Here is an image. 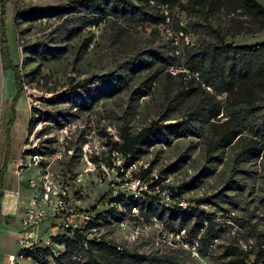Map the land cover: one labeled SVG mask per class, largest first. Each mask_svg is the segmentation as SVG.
<instances>
[{
    "label": "rangeland",
    "instance_id": "rangeland-1",
    "mask_svg": "<svg viewBox=\"0 0 264 264\" xmlns=\"http://www.w3.org/2000/svg\"><path fill=\"white\" fill-rule=\"evenodd\" d=\"M71 1L7 0L9 51L25 84L20 94L15 70L6 69L3 61L0 0V168L10 161L8 169L11 164V170H18L21 161L38 155L39 165L24 168L20 178L59 181L81 208L93 206L110 190L130 197L126 185L138 179L143 196L158 200L160 189L177 192L201 219L207 217L201 235L212 220L223 235L215 241L213 256L226 239L244 237L247 223L264 231V153L257 161L237 164L242 147L234 143L210 156L214 131H221L226 119L221 114L213 125L197 120L202 109L223 105L226 94L201 85L200 74L186 65L187 51L213 41L192 1L164 9L166 23L156 20L147 26L109 16L95 22L80 11L66 17L50 12ZM216 2L211 23L229 43H264V31L246 32L253 19L240 0ZM180 27L184 32H177ZM153 126L158 129L132 159L115 158L113 146L122 142L123 133L136 135ZM154 212L169 221L161 207ZM186 219L185 241L184 236L160 239L155 222L134 244L125 242L130 229L116 227L113 233L123 246L143 254L169 255L187 264H223L195 253L189 229L199 220ZM182 220L179 216L169 228L179 231ZM11 244L12 249H4ZM19 249L12 239L3 241L0 264Z\"/></svg>",
    "mask_w": 264,
    "mask_h": 264
},
{
    "label": "trees",
    "instance_id": "trees-1",
    "mask_svg": "<svg viewBox=\"0 0 264 264\" xmlns=\"http://www.w3.org/2000/svg\"><path fill=\"white\" fill-rule=\"evenodd\" d=\"M182 0H72L66 5L53 8L50 12L66 17L78 11L85 12L94 20L111 17L136 25H151L166 23L164 9H173ZM196 13L206 21L213 41L202 46H193L186 53V65L192 73H199L201 85L213 89L217 93L226 94L223 105L217 109H202L198 121L210 123L223 114L226 120L221 124V131L215 132V139L208 146L211 155L219 149L230 145L240 144L242 151L237 155L236 162L240 164L247 160H259L264 153V43L258 45L236 46L228 42L226 35L220 28L212 25L211 19L217 7L216 0H191ZM6 2L1 0V36L3 45V61L5 68L15 70V81L20 94L24 93V81L19 67L13 65L7 40L6 28ZM241 8L248 13L252 21V29H247L249 34L264 31V4L259 0H240ZM157 13L154 14L153 12ZM157 15V16H156ZM178 33L184 32L180 27ZM173 64V62H171ZM170 64V65H171ZM198 114V113H197ZM158 128L153 126L139 134L125 132L122 142L115 143L113 150L125 155H136L139 147ZM237 139V140H236ZM237 141V142H236ZM235 143V144H234ZM5 171V168L3 172ZM3 192V188L0 187ZM1 211V208H0ZM198 210L190 214L180 212L171 213L169 225L173 224L179 216L183 217L180 229L188 228L186 218L195 217L199 222L194 223L189 229L190 237L200 243L199 254L202 257L216 260L223 264H264V231L256 223L244 225L246 234L242 238L225 240L219 245L218 256H213L217 241L222 234L216 229L212 220L204 229L202 224L207 217L201 219ZM209 219V218H208ZM245 222V220H244ZM89 264H187L185 261L169 255L143 254L135 249H125L120 252L116 244L104 243L98 252L91 254Z\"/></svg>",
    "mask_w": 264,
    "mask_h": 264
},
{
    "label": "built area",
    "instance_id": "built-area-1",
    "mask_svg": "<svg viewBox=\"0 0 264 264\" xmlns=\"http://www.w3.org/2000/svg\"><path fill=\"white\" fill-rule=\"evenodd\" d=\"M114 156L126 161L133 158L118 151ZM39 163L38 155L31 156L28 163L21 161L18 172L22 174L24 168L38 166ZM141 183V179H138L126 185V189L131 191L128 198L110 190L93 206L81 208L72 203L69 190L59 181L32 177L27 183L30 193L21 220L20 249L17 254L9 256L8 264H56L64 261L89 264L90 255L97 253L104 243L116 244L120 252L129 249L115 239L113 232L116 227L123 232L130 229L125 242L134 244L153 222L160 229V239L184 236L185 241L188 238L186 229H170L164 214H153L152 209L159 210L161 207L163 212L170 215L174 212L190 214L194 209L179 200L177 192L168 189L158 190L162 197L158 200L143 196L140 194L142 191H138ZM13 193L18 198L22 197L19 191ZM129 223L132 225L129 226ZM195 244V253L199 254L200 243L196 241Z\"/></svg>",
    "mask_w": 264,
    "mask_h": 264
},
{
    "label": "crops",
    "instance_id": "crops-1",
    "mask_svg": "<svg viewBox=\"0 0 264 264\" xmlns=\"http://www.w3.org/2000/svg\"><path fill=\"white\" fill-rule=\"evenodd\" d=\"M8 159V158H7ZM5 163L0 168V187L3 188V192H0V246L2 242H9V239H12L13 242H17L20 235L21 229V220L24 216V213L27 208V196L30 191L27 188V181H24L20 178L23 176L19 174L18 170H11V164L8 169V164ZM5 168V171L3 172ZM17 176V179H13V182L16 181V184L12 187V183L9 180L10 176ZM23 182V184H22ZM25 183V184H24ZM11 187V188H10ZM19 191L22 195L21 198H18L13 192ZM12 249L13 245L10 247H4V249ZM8 253H6L7 255ZM10 255H14V251L9 252ZM5 255V256H6ZM9 255V256H10ZM5 259L4 264H8V258Z\"/></svg>",
    "mask_w": 264,
    "mask_h": 264
}]
</instances>
